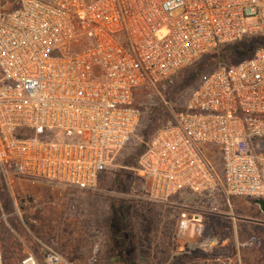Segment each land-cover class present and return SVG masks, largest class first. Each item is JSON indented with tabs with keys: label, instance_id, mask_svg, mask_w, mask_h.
<instances>
[{
	"label": "built area",
	"instance_id": "built-area-1",
	"mask_svg": "<svg viewBox=\"0 0 264 264\" xmlns=\"http://www.w3.org/2000/svg\"><path fill=\"white\" fill-rule=\"evenodd\" d=\"M247 36H264V0H0V176L97 188L139 130L142 91L162 97L163 82ZM135 170L145 199L180 210V236L221 214L218 193L228 207L264 200V48L207 75ZM42 254L13 264H75Z\"/></svg>",
	"mask_w": 264,
	"mask_h": 264
},
{
	"label": "rangeland",
	"instance_id": "rangeland-1",
	"mask_svg": "<svg viewBox=\"0 0 264 264\" xmlns=\"http://www.w3.org/2000/svg\"><path fill=\"white\" fill-rule=\"evenodd\" d=\"M193 66L161 85V92L180 88L178 102L168 103L173 117L201 82L184 85ZM142 92L148 103L159 96L151 89ZM137 138L95 189L16 175L7 185L0 176V243L7 264L27 260L28 253L42 258L45 247L75 264H264V213L252 199H231L223 213L204 215L200 234L180 236V210L145 199L135 170L139 159L127 162ZM120 224L127 226L122 234Z\"/></svg>",
	"mask_w": 264,
	"mask_h": 264
},
{
	"label": "trees",
	"instance_id": "trees-1",
	"mask_svg": "<svg viewBox=\"0 0 264 264\" xmlns=\"http://www.w3.org/2000/svg\"><path fill=\"white\" fill-rule=\"evenodd\" d=\"M260 48H264V36H247L237 43L222 46L218 50L201 57L194 63L193 68L186 76L184 85L193 84L198 80L202 82L210 74L205 75V72L209 70L214 72L222 66H234L246 59L252 58ZM179 90L180 88L173 91H163L162 97L157 95L152 103H148L145 100V96H141L139 106L142 109L143 117L136 134V136L138 135L137 141L139 145L127 158L128 164H134L136 159L138 160L141 157L161 128L173 123L174 117L165 102L171 103V105L176 104L175 102H178L177 99L179 98ZM187 102L182 111L187 109ZM116 216H119V214H116ZM126 228L127 226L120 224L117 231L122 234Z\"/></svg>",
	"mask_w": 264,
	"mask_h": 264
},
{
	"label": "crops",
	"instance_id": "crops-1",
	"mask_svg": "<svg viewBox=\"0 0 264 264\" xmlns=\"http://www.w3.org/2000/svg\"><path fill=\"white\" fill-rule=\"evenodd\" d=\"M190 195V196H193L195 199H197L196 201H194L193 199L190 200L187 196ZM177 201H180L182 202V204H184V206L186 207V205L188 206H191V207H194L198 210H201L202 207H201V203H200V200L198 199V197H196L195 195L191 194V193H188V192H183V193H180L178 196H177ZM175 199V201H176ZM235 199V198H234ZM255 200H253V203H254ZM225 198L223 197V195L221 193H218V203H219V210H220V213H223L222 209L224 207H226V203H225ZM255 204V203H254ZM228 207V206H227ZM231 207V206H230ZM172 208V207H170ZM172 209H175V208H172ZM177 210V209H176ZM179 222V221H178ZM177 228H178V224H177ZM1 244V243H0ZM2 246V244H1ZM2 249L4 251V254H5V258H6V252H5V249L4 247L2 246Z\"/></svg>",
	"mask_w": 264,
	"mask_h": 264
},
{
	"label": "water",
	"instance_id": "water-1",
	"mask_svg": "<svg viewBox=\"0 0 264 264\" xmlns=\"http://www.w3.org/2000/svg\"><path fill=\"white\" fill-rule=\"evenodd\" d=\"M254 203L260 206L262 212L264 213V200H255Z\"/></svg>",
	"mask_w": 264,
	"mask_h": 264
}]
</instances>
